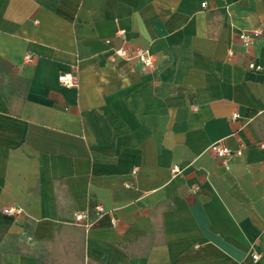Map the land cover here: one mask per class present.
Returning a JSON list of instances; mask_svg holds the SVG:
<instances>
[{"label":"crops","instance_id":"crops-1","mask_svg":"<svg viewBox=\"0 0 264 264\" xmlns=\"http://www.w3.org/2000/svg\"><path fill=\"white\" fill-rule=\"evenodd\" d=\"M0 59V264L57 225L84 264H264V0H0Z\"/></svg>","mask_w":264,"mask_h":264},{"label":"trees","instance_id":"trees-1","mask_svg":"<svg viewBox=\"0 0 264 264\" xmlns=\"http://www.w3.org/2000/svg\"><path fill=\"white\" fill-rule=\"evenodd\" d=\"M8 76L9 94L18 95L21 88L24 92L27 90L29 82L17 77L9 63L0 59V86L5 85V79ZM55 192H57L55 188ZM27 254H37V264H44L46 261L61 256L62 261L57 264H84V229L80 225L74 227L67 226L62 231L60 225L55 228V236L51 240H46L33 248H27ZM43 259L39 260V256ZM130 260V258H129Z\"/></svg>","mask_w":264,"mask_h":264},{"label":"built area","instance_id":"built-area-1","mask_svg":"<svg viewBox=\"0 0 264 264\" xmlns=\"http://www.w3.org/2000/svg\"><path fill=\"white\" fill-rule=\"evenodd\" d=\"M201 6H205V2H202ZM261 31L256 29V30H252V31H241L238 35V38L240 40V42L242 43V45L246 48H249L252 44L253 39L257 38L258 36H260ZM115 53L120 56L125 58L126 60H132V59H138L139 61H141L144 66L146 67H151L152 66V57L149 55L147 50L144 49H137L133 52H129L124 48H118L115 50ZM25 60H30V55L28 54L25 57ZM248 68L251 70H258L260 69V66L257 65L253 60H250L248 62ZM58 81L60 84H62L63 86L66 87H75L77 82L76 79L74 77V75L71 72H65L63 74H61L58 77ZM233 118L236 117V114H233L232 116ZM209 150L210 152L217 158H220L222 160H225L232 156V155H241L242 151L241 150H237V151H231L229 150L227 147L221 145L219 142H215L213 144H211L209 146ZM172 171L174 173H177L180 171L179 166L178 165H174L172 167ZM134 172V170H133ZM98 211L101 210L100 207H97ZM20 209L15 206L12 205L9 208L4 209V212L6 213H16L18 212ZM85 214L82 212H76L74 213V221L76 222H84L85 221ZM254 259L258 258V255H253Z\"/></svg>","mask_w":264,"mask_h":264},{"label":"rangeland","instance_id":"rangeland-1","mask_svg":"<svg viewBox=\"0 0 264 264\" xmlns=\"http://www.w3.org/2000/svg\"><path fill=\"white\" fill-rule=\"evenodd\" d=\"M61 256H55V258L50 259L49 261H46L44 264H57L59 261H62L63 254H60ZM43 259V256H39V260Z\"/></svg>","mask_w":264,"mask_h":264}]
</instances>
